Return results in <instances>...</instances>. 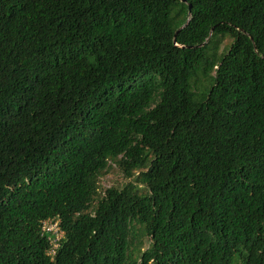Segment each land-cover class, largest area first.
Listing matches in <instances>:
<instances>
[{
  "label": "trees",
  "instance_id": "16d2710c",
  "mask_svg": "<svg viewBox=\"0 0 264 264\" xmlns=\"http://www.w3.org/2000/svg\"><path fill=\"white\" fill-rule=\"evenodd\" d=\"M0 264H264V0H0Z\"/></svg>",
  "mask_w": 264,
  "mask_h": 264
},
{
  "label": "rangeland",
  "instance_id": "374dc122",
  "mask_svg": "<svg viewBox=\"0 0 264 264\" xmlns=\"http://www.w3.org/2000/svg\"><path fill=\"white\" fill-rule=\"evenodd\" d=\"M226 40V43H228L229 40ZM226 43L224 42L223 45L225 46ZM109 165L110 168L107 173L100 178V191H104L110 187H121L128 181L114 163H110ZM145 247H147V244Z\"/></svg>",
  "mask_w": 264,
  "mask_h": 264
},
{
  "label": "built area",
  "instance_id": "2783aa9c",
  "mask_svg": "<svg viewBox=\"0 0 264 264\" xmlns=\"http://www.w3.org/2000/svg\"><path fill=\"white\" fill-rule=\"evenodd\" d=\"M42 231L49 234L48 240L51 245L50 255H53L56 249L59 247L60 240L62 239V236H63V233L61 229L59 228L58 222L57 221L43 222Z\"/></svg>",
  "mask_w": 264,
  "mask_h": 264
},
{
  "label": "water",
  "instance_id": "95a60500",
  "mask_svg": "<svg viewBox=\"0 0 264 264\" xmlns=\"http://www.w3.org/2000/svg\"><path fill=\"white\" fill-rule=\"evenodd\" d=\"M181 2H184V0H180Z\"/></svg>",
  "mask_w": 264,
  "mask_h": 264
}]
</instances>
